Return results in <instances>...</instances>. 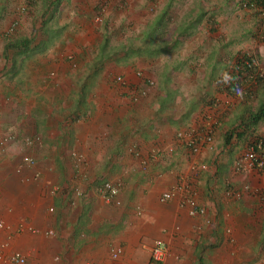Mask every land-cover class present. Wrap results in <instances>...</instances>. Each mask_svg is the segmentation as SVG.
I'll return each mask as SVG.
<instances>
[{"label":"crops","instance_id":"crops-1","mask_svg":"<svg viewBox=\"0 0 264 264\" xmlns=\"http://www.w3.org/2000/svg\"><path fill=\"white\" fill-rule=\"evenodd\" d=\"M33 1L47 24L10 35L20 0H0V135L18 137L0 155V264H264V170L234 169L264 138V115L250 122L264 89L253 101L227 87L254 29L249 13L237 0H110L103 14L120 33L105 51L133 31L155 35L144 50L167 49L120 61L102 52L105 35L94 39L93 0H61L54 14ZM10 37L20 50L6 46ZM103 60L123 62L131 86L141 78L129 66L143 63L153 84L133 100ZM25 135L41 143L25 147ZM189 136L200 140L196 152ZM102 181L120 185L119 203L99 194ZM178 184V195L161 198ZM191 202L204 213L190 215ZM156 241L160 261L149 256Z\"/></svg>","mask_w":264,"mask_h":264},{"label":"rangeland","instance_id":"rangeland-1","mask_svg":"<svg viewBox=\"0 0 264 264\" xmlns=\"http://www.w3.org/2000/svg\"><path fill=\"white\" fill-rule=\"evenodd\" d=\"M242 1H245V0H237L238 6L236 9L240 10L243 8V9H245V12L249 13L250 16H249V28L248 29L251 30L252 27H254V29L252 31H249L245 41L244 40L240 41V43L238 44V45H240V48H239V50H237V52L238 51L239 52L236 53V55L239 53L255 54L257 59H258L259 65L262 67V69H264V8L261 9L259 6H256L254 8H246V7L241 8L239 6V4ZM33 2H34L33 0H20V4L17 5L18 4L17 3L15 5V6H17V11L13 10V12L15 11L17 14L14 17H11L9 19V21L7 22V25H6L7 34L14 35L16 33V31L17 32L22 31L21 29L23 27H26V26L29 27V26H35L36 24H41V21L43 19H38V16L33 14V11H34V13L36 12L34 8L31 10L33 5L32 6H30V5L33 4ZM93 3L95 4V0H93ZM22 6H24V10L20 11V7H22ZM222 11H225V10H222ZM23 13H25V17L22 20L21 15ZM95 14H96V12H94V11L91 12V14L88 18L89 25H92L94 27L95 32L99 31V34L96 37H94V39L102 37V35H105V34L109 35L110 40L115 36L117 37L118 36L117 33H120V31L118 30L117 27L110 25L109 22L112 21V19H110V15H108L107 17L104 16L102 21H97L95 19ZM146 15H147V13H144L143 17H145ZM21 20H22V22H21ZM14 21H17L16 27L14 25L11 29V24ZM85 21H86V23H84V24L88 25L87 20H85ZM126 26H127V28H129L128 25H126ZM111 27H112L113 32H115V33H112ZM12 30H14V31H12ZM11 32H12V34H11ZM133 32L135 33V35L132 33H129V34L125 33L127 35H125V34H123V35L126 36L127 38H129V37L138 38L140 33H137L135 31H133ZM122 40L127 41L126 38H124ZM111 42H113V41H111ZM136 42L139 43L141 41L137 39ZM90 52H93V51H87L88 54ZM233 57H235V54L233 55ZM65 58L67 60H73L74 56L69 54V55H65ZM137 63H134L133 65L129 66V72L131 74H134V76L137 75V72L140 73L139 75L142 74V75L146 76L147 70H144L145 67H144L143 63H138V65H137ZM72 65H73V63H72ZM73 66H75V65H73ZM81 68H83V66L74 67V69H73L74 73L73 74H76V75L79 74ZM125 68H127V66L123 65V62L119 63L118 65L112 64L111 62H109L106 65V69L108 70L109 75H114L113 80L115 81V85L117 83L120 86V88H122V89H123V87H122L123 85L119 84L115 78L118 75H123ZM262 84L264 85V83H262ZM256 99H257V96H254L253 101H256ZM260 99H261V96H260ZM259 100H258V102H259Z\"/></svg>","mask_w":264,"mask_h":264},{"label":"built area","instance_id":"built-area-1","mask_svg":"<svg viewBox=\"0 0 264 264\" xmlns=\"http://www.w3.org/2000/svg\"><path fill=\"white\" fill-rule=\"evenodd\" d=\"M24 10V7L20 8V11ZM96 20H101L100 17H96ZM15 21L11 24V29L15 25ZM253 65H256V62L254 59L250 63L247 64L248 67H251ZM243 68L242 67H238ZM252 77V76H251ZM117 80H119L121 83H124L123 79L121 77H117ZM18 139L17 135L15 133H4L0 135V155L5 151L7 145L9 143H12ZM209 140L210 138L207 137ZM41 142V137L39 135H26L22 137V143L25 147H31L35 144H39ZM188 145L193 148V150H197V147L195 145L194 140H190L188 142ZM22 162L26 164H33L34 159L30 157L29 155H24L22 157ZM247 167H254L256 169H263L264 170V140H259L250 147L248 150H246L234 163V169L236 171H242L245 170ZM185 185L178 184L175 187H173L171 190L164 192L161 196V198L164 200L171 199L175 195H178L181 191L184 189ZM98 192L99 194L106 200H114L116 203H119V201L116 199V196L119 193V184L113 183L111 181H102L98 185ZM181 203H184V200L181 201ZM192 208L189 211L190 215H195L196 213H204L203 208L196 207L193 202ZM52 210V208H49ZM2 228V224L0 222V229ZM164 244L161 241H156L153 248L149 250V256L152 260L160 261L163 257V251H164ZM120 252L118 251L114 252V255H117ZM11 260L19 263L24 262V258L19 254L15 253L11 256Z\"/></svg>","mask_w":264,"mask_h":264},{"label":"clouds","instance_id":"clouds-1","mask_svg":"<svg viewBox=\"0 0 264 264\" xmlns=\"http://www.w3.org/2000/svg\"><path fill=\"white\" fill-rule=\"evenodd\" d=\"M109 1L110 0H95V5H96L95 19H96L97 16L100 17V19H101V20H97V21H102L103 17L105 16L103 14V10L104 9L106 10L108 8ZM239 6L241 8L242 7L254 8L256 6H259L262 9V8H264V0H245V1H242L239 4ZM22 7H24V6H22ZM252 59L255 60L256 65H253L251 67H248L247 64L250 63L252 61ZM242 66H243V68H240V69L238 68V67H242ZM233 71H234L233 78L230 80V82H229V84L227 86V87H229L230 92L236 93V94H244V93H246V94H249L251 96H254L253 95V92H255V89L257 87L259 89H260V87H262L264 89V85L262 84V83H264V69H262V67L259 65L258 59H257V57H256L255 54H251V53H239V54H237L235 56V62H234ZM139 74L140 73L137 72V75H135V76L141 78V82L138 85H135V86L134 85L131 86L129 80L126 79L124 77V75H118L119 77H121L123 79L124 83H121L120 81L117 80V77L118 76L115 78L116 81L119 84H122L123 85L122 86L123 88L128 89L127 92L132 96V99L133 100H137L138 97H139V95L140 96H144L147 93V90L145 89L147 87V85H152L153 84V81L147 79V75L145 76V75H142V74L139 75ZM232 83H236V84L231 85ZM141 84L143 85V87L141 86ZM263 94H264V92L262 93L261 99L259 100L258 103H261V100L263 99ZM179 136L183 137L182 134H179ZM207 137H209L210 139L208 140ZM190 140H194L195 141V145L197 147V150L199 148V142H200V140L198 138H196V137H190V136L187 137L186 140H185L186 146L189 147L190 149H192V151L196 152L197 150H193V148H191L188 145V142ZM203 140H204V142L211 143L212 142V132L211 131L210 132L208 131L204 135ZM259 140H264V138L256 139L250 145V147H252L253 145H255V143L257 141H259ZM243 153H241L236 158V160ZM236 160H235V162H236ZM248 168H254V167H247L245 170L237 171V172H244ZM254 169H256V168H254ZM257 170H259V169H257ZM260 170H263V169H260ZM119 189H120V185H119Z\"/></svg>","mask_w":264,"mask_h":264},{"label":"trees","instance_id":"trees-1","mask_svg":"<svg viewBox=\"0 0 264 264\" xmlns=\"http://www.w3.org/2000/svg\"><path fill=\"white\" fill-rule=\"evenodd\" d=\"M61 3V0H43V7L45 9V11L47 10H50L54 13H56L58 11V6L59 4ZM48 22V19H43L41 21L42 23V26H45ZM15 23H17V21H15ZM15 27H16V24H15ZM14 31V30H12ZM12 34V32H11ZM155 35L151 32H148L146 35L143 34H140L138 38H129L127 41L128 42H125L124 44H121L119 46H115V45H111V52L110 51H105V48H108L110 49V43L111 40L109 38V35H106L103 36L104 40H103V43L101 45V49H102V52L105 53L106 56H109L110 54H114V55H118L116 58H114L115 60H125V59H128L129 56H131L132 53L136 54V55H141L142 53L141 52H145L146 55H149L150 57H156L157 55L161 54V53H165L167 51V49L165 48H161L158 44L155 45V46H148L146 45V50H144L142 48V45L140 44V42L138 44H136V41L137 39L140 40L141 42L143 41H146L147 42H150L152 39V37H154ZM157 36L160 37V34H158ZM28 43H29V40H27ZM176 40H174V43H172L173 45L176 44L175 43ZM19 44L22 45V42L19 40V39H14V38H8V41L6 43V46L8 48H12V49H16V48H19ZM24 46L23 47H26L25 44H23ZM21 48V47H20ZM19 48V50H20ZM115 50V51H114ZM26 53V51H23ZM15 53H17L15 51ZM122 56H121V55ZM100 57H102L100 55ZM119 57V58H118ZM108 60H103L102 62H104L105 64H107ZM94 68V74H95V69L97 68L98 69V65L97 66H93ZM236 83H232L231 85H234ZM82 103V102H81ZM264 115V94H263V99L261 100V103L259 104L258 106V109L256 112H254L252 115H251V118H250V122L255 124L257 122H259L262 117ZM249 122V123H250Z\"/></svg>","mask_w":264,"mask_h":264}]
</instances>
